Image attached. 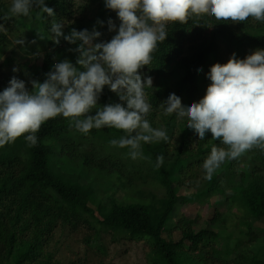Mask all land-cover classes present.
<instances>
[{
    "label": "trees",
    "instance_id": "16d2710c",
    "mask_svg": "<svg viewBox=\"0 0 264 264\" xmlns=\"http://www.w3.org/2000/svg\"><path fill=\"white\" fill-rule=\"evenodd\" d=\"M73 2L48 0L47 3L58 19L69 21L65 33L72 28L91 31L96 26L102 33L100 40L109 41L115 35L108 32V21L116 14L105 8L103 0H92L97 6L94 17H82L70 22L74 14ZM7 10L0 1V16L7 14ZM30 19L36 24L43 40L53 45L47 31L48 21L34 17ZM98 20L103 22V27L97 25ZM11 22L12 28L19 31L23 28L24 17L11 18L6 25ZM167 30L168 38L158 45L152 63L140 70L142 78L152 77L153 89L148 92V99L153 107L171 93L179 96L185 105L197 102L200 82L212 65L226 64L233 53L237 58L244 59L255 50L264 49V23L251 18L233 24L230 21L192 17L184 24L169 25ZM4 41V35L0 33V46ZM61 43L65 49V59L75 64L77 54L68 50L75 46L63 40ZM187 47L191 54L185 57ZM55 60L54 54L44 53L40 64L31 69L30 77L41 82L56 63ZM198 67L200 71H197ZM175 70H179V76L170 79ZM118 102V97L107 88L98 101L101 106ZM90 114L94 115V112ZM172 121L173 117L168 116L165 129L169 136L174 128ZM192 133L185 127L182 143L177 147V158L172 163L167 161L169 142L143 146L144 155L149 157L143 159L142 163L146 175L163 188L164 196L157 198L148 194L133 202L123 203L111 197L105 203L98 200L94 188L81 183L78 172L64 163L65 158L73 160L74 157V140L71 136L94 137V129L84 135L70 128L67 120L57 117L41 126L36 133L38 141L34 147H29L22 136L0 148V264H51L44 250L58 222L75 229L81 224H88L87 217L95 219L101 230L111 233L116 239L145 241L155 264H208L216 261L222 264H264L257 251L249 255L245 249L237 253L228 251L227 247L225 250L214 248L219 241L218 231L226 222V215L219 211L214 210L208 226L199 231L194 230V221L185 218L173 221L177 204H188L194 200L201 203L206 195L223 194L225 190L222 187L227 186L233 193L231 201L238 200L244 207L246 217L243 226L247 242L259 241L264 247V237L259 238L251 232L253 223L264 222V152L250 150L228 163L222 177L213 176L202 192L180 195L178 193L184 188V181L177 174L191 164L190 159L192 165L203 164L211 147L220 146L218 140H212L181 158L186 153L187 137ZM158 155L165 158L160 168L155 167ZM242 160L245 162L238 173L237 168ZM79 162L80 168L90 169L92 166L87 157ZM236 177L238 180L234 181ZM128 199L131 198L128 196ZM175 231L178 238L173 236ZM222 257L227 259L223 261ZM69 264L86 263L76 261Z\"/></svg>",
    "mask_w": 264,
    "mask_h": 264
},
{
    "label": "clouds",
    "instance_id": "9594fccd",
    "mask_svg": "<svg viewBox=\"0 0 264 264\" xmlns=\"http://www.w3.org/2000/svg\"><path fill=\"white\" fill-rule=\"evenodd\" d=\"M47 3L10 0L7 14L0 16V33L7 32L6 21L14 17L46 20L53 45L62 40L74 45L68 50L77 58L75 64L68 59L55 63L43 82L11 77L0 91V148L22 136L34 147L41 126L61 117L84 135L93 129L119 130L123 135L110 140L112 147L127 149L132 160L149 159L143 152L145 144L167 143L171 138L166 129L153 127L148 119L153 105L146 90L152 89L153 80L142 78L140 70L152 63L158 45L168 38V26L184 24L192 17L233 24L251 18L264 23V0H103L119 21L118 25L108 21V32L115 35L104 41L96 26L91 31L72 28L65 33V21ZM96 23L103 27L102 21ZM25 44L24 36L13 40L17 48ZM206 78L211 83L198 102L185 105L171 93L158 107L164 116L184 121L199 141L210 133L212 140L223 145H213L202 164L204 179L211 180L224 162L252 149L264 152V49L244 59L233 53L226 64L212 65ZM105 88L118 97V103H98ZM164 161L158 155L155 167Z\"/></svg>",
    "mask_w": 264,
    "mask_h": 264
},
{
    "label": "rangeland",
    "instance_id": "374dc122",
    "mask_svg": "<svg viewBox=\"0 0 264 264\" xmlns=\"http://www.w3.org/2000/svg\"><path fill=\"white\" fill-rule=\"evenodd\" d=\"M8 8L10 0H0ZM74 14L70 22L74 19L84 17L92 18L96 15L97 6L92 0H74ZM83 11V12H82ZM118 24L116 15L111 19ZM69 21H65V25ZM7 32L4 35L5 41L0 46V91L4 90L13 75L19 79L30 80V71L36 68L44 53H52L56 56L55 62L58 63L65 59V49L62 43L60 45L47 44L38 30L36 24L30 18H24L23 28L15 31L12 28V22L6 25ZM24 36L26 44L24 48H17L13 45V40ZM35 41V43H31ZM191 52L187 47L184 56H190ZM13 68L18 71L14 73ZM205 72L204 80L200 82L199 96L197 102L203 98L206 88L211 83ZM179 76V70H175L170 79H176ZM42 77V81L45 79ZM170 82V80H169ZM30 87V86H29ZM153 89V85H152ZM147 89V93L152 91ZM166 100V98L164 99ZM159 104L153 107L148 119L153 127L164 128L168 116H164ZM95 114V113H94ZM173 117L174 128L168 143L167 161L175 162L177 158V147L182 143L181 137L184 133V121L177 120ZM94 137H83L81 135H72L74 140V157L64 159L66 167L72 168L81 178V183L90 184L95 192L96 198L102 202H106L108 197L116 199L118 202H133L145 195L153 194L157 198L164 196V190L157 183L153 182L147 175L145 166L142 164L143 159L132 160L127 155V149H119L110 145V140L119 138L122 132L116 129L103 128L94 129ZM188 145L185 148L184 158L190 152H196L201 144L206 145L212 141L211 134L208 133L203 141H199L193 132L187 137ZM220 147L223 145L220 144ZM209 155V154H208ZM206 155L205 157L207 158ZM87 157L92 163L90 169L80 168V160ZM72 160V161H71ZM183 168L179 179L184 181V188L179 190L180 195H192L202 192L209 180L204 179L202 164L192 165ZM234 160L224 162L213 176L221 175L222 177L228 163ZM245 161L237 168V172L241 171V167ZM99 164V166H97ZM97 166V167H94ZM186 166V165H184ZM238 178L234 181H237ZM223 194L211 193L202 198L201 203L192 201L188 204H177L173 212V221L185 218L194 221V230L199 231L205 229L209 220L213 217L214 210L226 215V222L218 231L219 241L214 248L228 251L241 252L247 250L257 254L261 260H264V247L262 242L248 243L244 234L246 230L243 226L246 214L243 205L238 200L231 201L233 193L227 186L222 187ZM128 196L131 199H128ZM88 224H81L75 229L58 222L56 228L51 234L45 254L51 260V264L61 263L69 264L76 261H83L86 264H155L150 253L148 244L145 241H129L123 238H114L111 233L101 230L97 222L93 218L87 217ZM259 238L264 237V222L252 224V231ZM178 238V233H173ZM238 245L237 249L236 246ZM236 249V250H235ZM235 252V253H236ZM247 253V254H248ZM227 257H222L225 261ZM208 264H222L218 261Z\"/></svg>",
    "mask_w": 264,
    "mask_h": 264
}]
</instances>
